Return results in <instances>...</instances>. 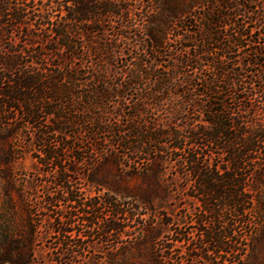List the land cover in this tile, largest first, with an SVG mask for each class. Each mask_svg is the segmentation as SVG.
Wrapping results in <instances>:
<instances>
[{
	"label": "trees",
	"instance_id": "trees-1",
	"mask_svg": "<svg viewBox=\"0 0 264 264\" xmlns=\"http://www.w3.org/2000/svg\"><path fill=\"white\" fill-rule=\"evenodd\" d=\"M262 95L264 0H0V140L32 128L89 230L136 249L107 264H168L181 244L191 264H264ZM72 173L106 189L100 219ZM8 204L0 264H32ZM160 212L174 238L153 245Z\"/></svg>",
	"mask_w": 264,
	"mask_h": 264
},
{
	"label": "rangeland",
	"instance_id": "rangeland-1",
	"mask_svg": "<svg viewBox=\"0 0 264 264\" xmlns=\"http://www.w3.org/2000/svg\"><path fill=\"white\" fill-rule=\"evenodd\" d=\"M261 98L264 99V95ZM32 132L33 129L30 127L23 128L19 130L18 135L12 134L7 140H0V222H3L1 214H4V209L10 205L8 202H11L14 207L12 221L15 231L12 234L23 240L29 235L30 228H33L32 264H107L105 255L108 252L119 254L122 250H125V253L127 250L133 252L135 257L136 249L133 246L128 247L131 242L128 244L119 242L117 245L101 242L96 236V230H89V224L78 217L81 205L65 201L68 194L58 181L54 165H44V161L36 156L41 154L39 150L41 148L37 142L30 139ZM5 153L7 156H3ZM74 178L75 174H70V185L73 187V195L79 199L78 203L98 202L97 211L100 219L105 211L102 199L106 189L87 183L85 177L80 176L77 182H74L76 181ZM128 182L133 184L136 178H129ZM69 211L74 214V228L81 231V234L75 231L70 234L67 247L73 252L70 254L71 259L67 260V257L61 254L66 245L62 244L63 237L57 230V222L64 220L65 213ZM175 214L181 221L190 219L185 215L186 211L176 210ZM160 216L163 217L161 212ZM164 221V217L161 220H154L155 227L148 235L150 243L154 242L153 245L166 238H174L172 231L175 225L165 224ZM180 225L182 230L192 231L191 223L185 225L181 222ZM136 226L134 225L135 233ZM83 235L89 236L86 238ZM75 243L80 247H76ZM124 245L128 248H122ZM190 248L191 246L187 244L172 245L170 256L173 259L168 264H191L188 252ZM258 248L264 258V240ZM175 256L179 262L173 261Z\"/></svg>",
	"mask_w": 264,
	"mask_h": 264
}]
</instances>
